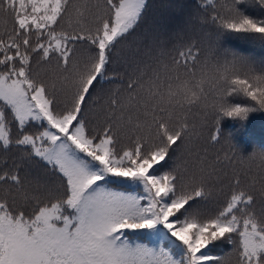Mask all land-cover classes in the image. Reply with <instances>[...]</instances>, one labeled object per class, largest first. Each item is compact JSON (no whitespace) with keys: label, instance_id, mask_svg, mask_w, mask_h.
<instances>
[{"label":"snow or ice","instance_id":"6c2138e0","mask_svg":"<svg viewBox=\"0 0 264 264\" xmlns=\"http://www.w3.org/2000/svg\"><path fill=\"white\" fill-rule=\"evenodd\" d=\"M146 7L0 0V156L29 165L0 166V264H264V144L225 134L226 120L242 128L264 112V60L257 71L219 44L226 34L264 43V0H200L207 48L193 41L170 62L137 63L126 95L109 91L91 127V102ZM198 140L227 144L223 160L204 147L193 169L161 171ZM222 164L228 192L211 208ZM217 242L232 249L216 255Z\"/></svg>","mask_w":264,"mask_h":264},{"label":"trees","instance_id":"16d2710c","mask_svg":"<svg viewBox=\"0 0 264 264\" xmlns=\"http://www.w3.org/2000/svg\"><path fill=\"white\" fill-rule=\"evenodd\" d=\"M76 2V0H74ZM200 0H147V7L140 21L139 26L132 36L123 44L117 46L112 63L108 67V80L103 83L102 90L94 96L91 102L92 111L89 113L88 119L91 121L90 126L95 127L103 123L108 112L107 93L109 91L121 90L122 95H126L122 90L125 86L124 82L129 75L134 73L137 63L143 66L145 63H155L157 61L170 62V58L175 55V48L181 47L193 41H199L202 49L207 48V36L210 33V22L206 20L205 11L198 7ZM250 13L259 14L261 9L254 4L245 6ZM220 50L227 49L229 51V59L231 52H237L249 58V62L257 71L260 68L261 61L264 60V43L254 40L247 34H226L221 37ZM44 75L46 69H38ZM101 86H98L100 89ZM196 111L195 109L193 110ZM192 120L199 122L200 117L193 115ZM241 128L239 121L228 119L225 121V134L233 132L236 134V141L241 147L251 145L257 148L264 144V112H254L249 115L247 121L243 122ZM208 147V156L214 157L217 153L221 154L228 150V145L224 142L215 146H209L203 140L194 141L175 154L171 161H168L166 167L161 171L170 170L176 164L186 165L190 170L196 166L197 150L203 154V148ZM191 150V151H190ZM7 161L11 165L14 161L19 163L26 171L29 165L19 159L15 152H10L4 156H0V166ZM34 168L35 165H32ZM221 179L214 180L212 184V198L209 207H216L223 199L224 194L228 192L227 178L223 176V172H227L229 176L232 167L221 165ZM237 168L247 167L237 164ZM43 174L44 170H40ZM123 190V186H121ZM255 211L257 214L261 212L259 197ZM218 246L212 249L216 255H224L232 249V245L217 242ZM235 257L233 256V264Z\"/></svg>","mask_w":264,"mask_h":264}]
</instances>
